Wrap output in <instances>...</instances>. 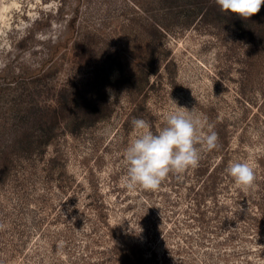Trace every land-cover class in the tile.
<instances>
[{
  "label": "rangeland",
  "instance_id": "rangeland-1",
  "mask_svg": "<svg viewBox=\"0 0 264 264\" xmlns=\"http://www.w3.org/2000/svg\"><path fill=\"white\" fill-rule=\"evenodd\" d=\"M127 14L125 0H0V81L46 61L74 18L78 30L124 48L119 23ZM174 28L165 38L173 71L162 66L139 97L110 89L109 118L78 136L61 133L21 196L0 191V264H264V49L241 43L226 25ZM88 72L63 63L52 84ZM141 99L153 132L184 107L205 133L214 125L219 146L198 144V166L169 174L157 190L130 191L123 152ZM50 158L56 166L44 170ZM233 162L254 169L251 187L227 173Z\"/></svg>",
  "mask_w": 264,
  "mask_h": 264
},
{
  "label": "trees",
  "instance_id": "trees-1",
  "mask_svg": "<svg viewBox=\"0 0 264 264\" xmlns=\"http://www.w3.org/2000/svg\"><path fill=\"white\" fill-rule=\"evenodd\" d=\"M125 2L128 14L119 23L124 48H112L109 39L96 30H78L74 18L66 41L55 42L46 61L0 81V191L21 196L38 159L44 160L47 148L61 133L78 136L109 118L114 112L110 89L124 88L139 97L151 88V77L159 76L162 66L173 71L175 63L168 61L165 38L178 23L190 27L198 20L205 25H226L235 30L241 43L264 49V5L244 19L221 12L215 0ZM63 63L89 68V72L78 81L69 79L54 88L52 79ZM133 111L134 118L150 123L152 115L144 100ZM56 163V158L44 161V170ZM198 171L203 172V167ZM1 208L2 204L0 212ZM126 254L130 256L132 251L128 249ZM142 255L139 249L133 258Z\"/></svg>",
  "mask_w": 264,
  "mask_h": 264
},
{
  "label": "clouds",
  "instance_id": "clouds-1",
  "mask_svg": "<svg viewBox=\"0 0 264 264\" xmlns=\"http://www.w3.org/2000/svg\"><path fill=\"white\" fill-rule=\"evenodd\" d=\"M215 3L221 12L247 19L261 10L264 0H215ZM191 112L177 106V110L165 115L164 126L156 132L151 130L145 119L134 118L131 121L135 138L123 152L127 189L134 191L141 187L144 190H157L169 174L180 176L198 166V144L207 151L218 148L219 137L213 130L214 125L208 124L205 133L200 120L194 118ZM226 171L237 185L249 188L254 184V169L247 162H233ZM4 227L0 223V229Z\"/></svg>",
  "mask_w": 264,
  "mask_h": 264
}]
</instances>
